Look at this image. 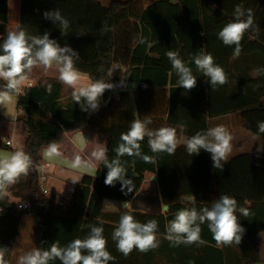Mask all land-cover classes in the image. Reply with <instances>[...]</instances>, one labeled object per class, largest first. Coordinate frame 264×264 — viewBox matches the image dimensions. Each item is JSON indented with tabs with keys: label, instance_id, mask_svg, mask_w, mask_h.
<instances>
[{
	"label": "trees",
	"instance_id": "1",
	"mask_svg": "<svg viewBox=\"0 0 264 264\" xmlns=\"http://www.w3.org/2000/svg\"><path fill=\"white\" fill-rule=\"evenodd\" d=\"M237 5L252 10L254 26L244 34L241 52L234 57L235 46H225L218 33L234 21ZM50 10H59L69 21L66 31H61L59 23L44 19L43 13ZM7 15V0H0V43L7 37ZM20 29L29 36L48 32L60 46L67 45L78 52L74 66L90 83L102 80L119 85L123 80L127 88L106 90L99 110L91 114L81 110L71 93H64L66 86L58 78H41L19 89L16 108L27 127L22 152L30 156L32 164L26 175L3 192L23 200L29 208L17 211L0 192V253L5 264H9L25 215L32 221L34 249L48 250L53 243L67 247L76 239H85L95 226L103 228L106 250L114 257L109 264L262 263L253 238L264 232V133L257 128L258 122L264 121V82L258 76L249 78L247 69L239 65L264 62V0H123L107 6L97 0H20L17 30ZM168 51L178 53L197 78L191 91L178 87ZM202 53L210 54L214 64L223 68L226 84L213 88L206 82L208 78L194 63V57ZM4 86L0 80V91ZM113 92L116 99L111 96ZM235 113L241 127L260 138L262 151L254 156L237 155L223 169H213L210 153L204 150L190 156L185 145H178L172 155L153 153L145 137L140 142L141 152L154 157L155 163L127 154L119 157L126 178L132 180V190L127 195L120 191L119 182L114 187L104 184L107 168L103 162L96 177L83 176L67 200L40 190L35 168L40 152L50 143L59 144L66 133L86 126L93 128L107 138L105 150L111 162L117 158L115 149L122 143L121 134L130 129L133 120H150L148 128L153 131L175 128L178 141L181 136L187 140L206 132L210 121ZM147 173L157 178L161 201L168 205L164 214L102 213L105 200L130 201ZM223 195L237 201L235 214L245 229L241 244L217 247L206 223L201 225L202 244L176 245L165 238L166 225L179 210L211 208ZM184 198H192L193 202L183 204ZM240 207L247 208L250 214L243 216ZM124 212L139 223L157 221L158 247L147 252L134 248L128 256L117 250L112 234Z\"/></svg>",
	"mask_w": 264,
	"mask_h": 264
},
{
	"label": "clouds",
	"instance_id": "2",
	"mask_svg": "<svg viewBox=\"0 0 264 264\" xmlns=\"http://www.w3.org/2000/svg\"><path fill=\"white\" fill-rule=\"evenodd\" d=\"M44 19L53 24L59 23L61 31H66L69 21L65 19L59 10H50L43 13ZM254 26L253 13L251 9H243L237 5L234 9V21L227 23L218 33L225 46L234 47V57L241 52V40L244 34ZM201 35H205L201 32ZM0 80L5 81L4 90L0 91V106H6L11 93L19 92L22 82L26 79V72H30L34 66L42 65L45 69L52 68L53 64L59 65V81L72 89L71 95L75 103L80 105L84 112L89 114L99 110L102 97L106 90L114 91L117 87L127 88L125 82L120 80L119 85L105 83L102 80L91 82L86 86L80 84V73L75 68V59L79 53L70 46H60L51 39L48 32L40 36H29L22 29L9 31L7 37L0 43ZM172 68L178 77L177 85L187 92L197 85V78L191 69L185 65L179 54L173 51L166 53ZM197 69L207 77V83L215 88L227 83V76L222 67L214 64L210 54H200L194 57ZM255 75L264 74V69H255ZM147 87V85H144ZM51 91V85L47 86ZM150 120H133L130 129L121 134L122 143L115 149L117 158L109 162L106 150H95L91 157L96 161L103 162L107 168L104 179L106 186L121 184L120 191L127 195L131 192L132 180L126 178L124 168L120 164L119 157L127 154L137 156L148 163H155L154 157L143 155L140 142L148 138V145L153 153H167L172 155L178 146L176 129L172 127H161L155 131L148 128ZM258 132L264 133V121L257 124ZM231 134L223 127L217 126L206 132H198L188 138L185 148L190 156L198 155L201 150L210 153L213 169H223L228 162L231 152ZM45 155L48 157L59 156L58 145L50 143ZM223 162V163H222ZM32 164L28 154L16 151L9 157L0 158V192L15 184L21 175H26ZM82 160L76 155L73 160V168H79ZM154 178V177H153ZM74 184L79 179L71 180ZM127 189V191H125ZM107 210L108 204L104 202ZM124 209L132 207L130 201H124L121 205ZM167 204H160V210L166 212ZM237 201L228 195L220 196L211 208L205 207L199 211L195 208L179 210L175 217L166 225V239L173 244L179 245L203 243L200 239L201 225L207 224L212 233L217 247L241 244L245 229L238 222ZM239 212L247 217L250 213L247 208L240 207ZM157 221L151 220L147 223H139L133 216L124 212L120 216L118 226L114 229L112 239L116 247L124 256H128L134 248L140 252H147L158 247L156 230ZM106 239L103 236V228L93 226L88 236L81 240L76 239L61 248L53 243L48 250L40 248L32 249L18 258L17 264H49L50 261L59 259L61 264H109L114 257L106 250ZM87 253V254H83ZM0 264H5L3 253H0Z\"/></svg>",
	"mask_w": 264,
	"mask_h": 264
},
{
	"label": "crops",
	"instance_id": "3",
	"mask_svg": "<svg viewBox=\"0 0 264 264\" xmlns=\"http://www.w3.org/2000/svg\"><path fill=\"white\" fill-rule=\"evenodd\" d=\"M120 1V0H115ZM175 2V0H172ZM112 2V1H111ZM8 5V23L7 32L15 31L18 28L19 19V8L20 0H7ZM242 69H247V74L249 78L256 79L257 75L254 74L255 69H264V62L260 64H252L248 62L247 64L239 65ZM60 67V66H59ZM30 72H26V79ZM59 74V71H58ZM59 77V75H57ZM58 77L46 76L41 78H53ZM80 84L81 86H86L90 83L89 78L80 73ZM39 78V79H41ZM258 78L264 82V74L258 75ZM37 79V80H39ZM36 80V81H37ZM35 81V82H36ZM5 82V81H4ZM34 83L26 82L23 83L20 88L30 87ZM72 89L67 86L64 89V93L69 95ZM112 97L117 98V94H112ZM17 93L10 94L9 100L6 102V106H0V158L9 157L16 151H23V147L27 138V127L24 123V116L17 111L16 108ZM133 103V102H132ZM134 106V104H133ZM139 120V119H138ZM217 126H223L232 136L231 140V152L228 156V161L240 154H247L249 156H254L262 151V142L260 138L253 136L249 132L245 131L241 127V123L238 114L227 115L222 118H216L209 123V129ZM10 141L11 145L7 146L6 142ZM178 145H185L186 138L181 136L177 141ZM107 144V138L105 136L98 135L93 128L86 126L80 131H73L66 133L63 140L57 144L58 150L60 152L59 156L48 157L45 152L48 147L43 148L40 152L39 164H48L47 168L39 171V174L45 176V181L43 182V187L47 190L48 196H54L57 199H69L73 188L76 184H79L83 176H90L92 178L96 177L97 171L100 167L101 162L96 161L91 157V153L95 150L104 149ZM76 155H79L82 160V165L79 168H73V160ZM150 177L148 182V177ZM154 177V178H153ZM72 179H79V182L73 183ZM152 186L156 188L157 201L154 203V210L147 211L145 209V203L143 200L144 194L142 190L144 186ZM4 195L7 196L8 192L4 191ZM9 196H11L9 194ZM148 196V195H147ZM13 197V196H12ZM21 200V199H20ZM108 204L107 210L104 208V202ZM101 204L102 213H116L121 211H130L136 213H147V214H164L160 210V204L162 203L156 176L152 174H145L144 180L142 182L140 190L137 194L130 200L132 207L129 209H124L121 204L123 202L109 201L105 200ZM183 204L193 202L192 198H184L181 201ZM147 204V203H146ZM30 218V217H29ZM22 221V220H21ZM20 226V224H19ZM253 242L259 252L261 264H264V232L257 234L253 238Z\"/></svg>",
	"mask_w": 264,
	"mask_h": 264
},
{
	"label": "rangeland",
	"instance_id": "4",
	"mask_svg": "<svg viewBox=\"0 0 264 264\" xmlns=\"http://www.w3.org/2000/svg\"><path fill=\"white\" fill-rule=\"evenodd\" d=\"M97 1L101 5L107 6L111 1L113 2L115 0H97ZM120 1H123V0H120ZM58 71H59V65L57 64H53L52 68L50 69H45L42 65L34 66L31 69L30 74L27 75L28 80H24L23 83H26L27 81L34 83L37 79L41 77H46V76L58 77L57 76L59 75ZM150 177L151 176L148 177V182H149ZM156 193H157L156 188H153L152 186H149V185L148 187L144 186L142 190V194H144L143 200L145 203V209H147V211H151L155 209L154 203L157 201V198L154 196H156L155 195ZM21 220L22 221H20V226L18 227V231H17V235L15 238V243H14V248H13V252L10 257V260H9V264H17L18 258L21 255L34 249L32 221L29 218V216H26V215L23 216Z\"/></svg>",
	"mask_w": 264,
	"mask_h": 264
},
{
	"label": "built area",
	"instance_id": "5",
	"mask_svg": "<svg viewBox=\"0 0 264 264\" xmlns=\"http://www.w3.org/2000/svg\"><path fill=\"white\" fill-rule=\"evenodd\" d=\"M6 145L9 146L11 145V142L10 141H7L6 142ZM48 167V164H38V165H35V168L39 171H42L44 168H47ZM45 181V176L41 173L39 174V187H40V190L46 194L47 193V190L43 187V182ZM3 195H4V192H3ZM7 198H8V202L10 204H12L17 210H25V209H28L29 208V204H27L26 202H23L21 201L20 199L18 198H14V197H11L9 195H7Z\"/></svg>",
	"mask_w": 264,
	"mask_h": 264
},
{
	"label": "water",
	"instance_id": "6",
	"mask_svg": "<svg viewBox=\"0 0 264 264\" xmlns=\"http://www.w3.org/2000/svg\"><path fill=\"white\" fill-rule=\"evenodd\" d=\"M112 94H115V92H113ZM122 205V204H121Z\"/></svg>",
	"mask_w": 264,
	"mask_h": 264
}]
</instances>
